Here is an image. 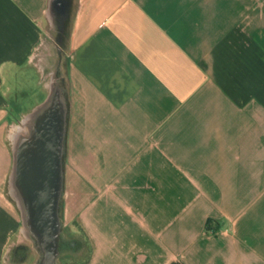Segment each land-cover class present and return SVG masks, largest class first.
<instances>
[{
    "label": "crops",
    "instance_id": "1",
    "mask_svg": "<svg viewBox=\"0 0 264 264\" xmlns=\"http://www.w3.org/2000/svg\"><path fill=\"white\" fill-rule=\"evenodd\" d=\"M57 28L63 203L86 264H264V0H0V182L4 126L52 94ZM19 234L0 197V264Z\"/></svg>",
    "mask_w": 264,
    "mask_h": 264
},
{
    "label": "water",
    "instance_id": "2",
    "mask_svg": "<svg viewBox=\"0 0 264 264\" xmlns=\"http://www.w3.org/2000/svg\"><path fill=\"white\" fill-rule=\"evenodd\" d=\"M32 115L35 122L31 133L15 149L19 181L30 195L33 226L44 252L43 262L57 264L58 180L63 166L64 106L59 92L51 96ZM14 170V168H13ZM56 182V183H55ZM53 188L51 200L47 199L48 184ZM57 193V196H56Z\"/></svg>",
    "mask_w": 264,
    "mask_h": 264
},
{
    "label": "rangeland",
    "instance_id": "3",
    "mask_svg": "<svg viewBox=\"0 0 264 264\" xmlns=\"http://www.w3.org/2000/svg\"><path fill=\"white\" fill-rule=\"evenodd\" d=\"M62 33L60 32V29L57 28V41L56 43H53L50 45V50L52 51L53 58H50L49 63L45 64V70H44V79L43 82L46 83L47 89L51 90V84L52 79L55 77V85H56V92H61L63 90V67H64V61L66 60L65 52H67V44L63 39H60V35ZM16 119H14V123L11 124L8 123L6 126H4V131L7 133L8 139L7 142L9 143V146H12V149L15 148V135L17 134L18 127H16ZM33 126V125H32ZM31 131H29V134ZM23 137L29 136L26 134H23ZM15 150H13V166L8 171L7 175L4 177V181L0 182V197L7 201L10 207H12L20 216L22 219L23 224L25 223L24 219V209L19 203L18 199H16L13 194L11 193V177L13 173L14 168V158H15ZM67 188L63 191L65 193V197L67 196L66 192ZM63 198V197H62ZM64 201V200H63ZM62 202V201H61ZM63 203V202H62ZM65 204H61L59 209L61 211V223H67L66 231L73 235V237L76 239L77 243L75 246H73L72 253H65V255L59 260L63 264H86L89 258V253L91 249V244L86 236H84L79 228L77 216L75 219H72L73 216H67L65 212ZM64 227V226H63ZM18 236V235H17ZM17 239H21L19 245L14 247L11 252V258L10 262L12 264H21L20 260L21 258L26 260L27 255V249L26 247H40L39 240L34 231L30 232V235L28 234H19ZM16 238H13V240H17ZM82 240L85 250L83 255L80 256L79 248L80 247V241ZM14 240V241H15ZM24 245V246H22Z\"/></svg>",
    "mask_w": 264,
    "mask_h": 264
},
{
    "label": "flooded vegetation",
    "instance_id": "4",
    "mask_svg": "<svg viewBox=\"0 0 264 264\" xmlns=\"http://www.w3.org/2000/svg\"><path fill=\"white\" fill-rule=\"evenodd\" d=\"M57 182H58V185H57L58 190H57V192H58V197L60 198L59 204L57 206V217H58L57 220H58V231H59V233H58V244H57L58 245V247H57V252H58L57 261H59L65 255V253H67V251H68V249L70 247L75 246L77 241L73 237L72 234H70V233H68L66 231L65 223L62 224L60 222L61 221V215H60L61 211H60L59 207L62 204V202L64 200V197H65V193H63V191L65 190L64 168H63V166H62V171H61V174H60V179ZM51 184L52 183L48 184V186H49V190H48V194H47V199L48 200H51V198H52L51 195L53 193V188L50 187ZM24 195H26V197L24 198L26 214L28 215V217H31L30 195H29L28 191H26V190L24 191ZM56 196H57V193H56ZM30 227L32 228V231H34V233L36 234L34 226L30 225ZM43 256H44V252H43Z\"/></svg>",
    "mask_w": 264,
    "mask_h": 264
},
{
    "label": "bare ground",
    "instance_id": "5",
    "mask_svg": "<svg viewBox=\"0 0 264 264\" xmlns=\"http://www.w3.org/2000/svg\"><path fill=\"white\" fill-rule=\"evenodd\" d=\"M51 90H52V94L55 93L56 91V85H55V80L52 82L51 84ZM35 118L34 115L30 114L27 115L23 122L18 126V132L15 135V149L17 148V146L22 142V140H24L23 135L21 134L24 130H26L28 128V126L32 125V121ZM16 151V150H15ZM16 153H18L16 151ZM19 174H18V169H17V161L15 163V167L12 173V177H11V193L13 194V196L18 199L19 203L21 204V206L24 209V219H25V223H24V231L26 234L30 235V232H32V228L30 227V225H33V214L31 212V217H28V215L26 214V210H25V204H24V198L26 197V195H24V191L25 188L23 187V185L20 183L19 181ZM51 261V260H49ZM47 261L46 264H51V262Z\"/></svg>",
    "mask_w": 264,
    "mask_h": 264
},
{
    "label": "trees",
    "instance_id": "6",
    "mask_svg": "<svg viewBox=\"0 0 264 264\" xmlns=\"http://www.w3.org/2000/svg\"><path fill=\"white\" fill-rule=\"evenodd\" d=\"M65 205H66V215L67 216H73L72 219L76 218V207L75 205L72 203L71 201V197H69L66 201H65Z\"/></svg>",
    "mask_w": 264,
    "mask_h": 264
}]
</instances>
